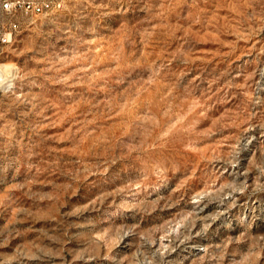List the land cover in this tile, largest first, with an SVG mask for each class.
I'll return each mask as SVG.
<instances>
[{"label":"rangeland","instance_id":"1","mask_svg":"<svg viewBox=\"0 0 264 264\" xmlns=\"http://www.w3.org/2000/svg\"><path fill=\"white\" fill-rule=\"evenodd\" d=\"M58 1L0 52V264H264V0Z\"/></svg>","mask_w":264,"mask_h":264},{"label":"built area","instance_id":"2","mask_svg":"<svg viewBox=\"0 0 264 264\" xmlns=\"http://www.w3.org/2000/svg\"><path fill=\"white\" fill-rule=\"evenodd\" d=\"M61 7L62 3L58 0H0V14L4 17L0 23V52L15 43L22 28L18 19L20 16L31 18Z\"/></svg>","mask_w":264,"mask_h":264}]
</instances>
